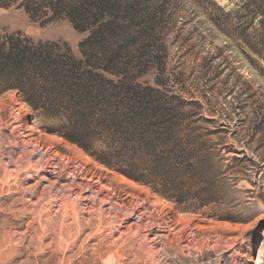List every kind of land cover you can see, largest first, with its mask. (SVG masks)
<instances>
[{
    "label": "rangeland",
    "instance_id": "rangeland-1",
    "mask_svg": "<svg viewBox=\"0 0 264 264\" xmlns=\"http://www.w3.org/2000/svg\"><path fill=\"white\" fill-rule=\"evenodd\" d=\"M151 3L163 23L162 59L137 81L161 82L170 101L201 119L188 134L209 151L222 182L218 203L182 209L118 171L128 170L124 164L116 170L98 160L100 143L85 151L64 136L61 117L7 91L0 95V264H264V0ZM246 4L252 18L242 16ZM49 18L0 9V37L59 44L81 61L88 32Z\"/></svg>",
    "mask_w": 264,
    "mask_h": 264
},
{
    "label": "trees",
    "instance_id": "trees-1",
    "mask_svg": "<svg viewBox=\"0 0 264 264\" xmlns=\"http://www.w3.org/2000/svg\"><path fill=\"white\" fill-rule=\"evenodd\" d=\"M151 2L0 0V9L17 6L31 17L65 18L89 34L81 61L59 44L21 34L0 37V95L14 90L27 96L34 109L64 120L62 133L71 142L91 153L100 143L104 149L93 154L102 163L116 170L124 164L128 170L118 171L128 178L184 210L199 211L218 203L222 185L209 151L198 149L188 134L201 119L183 112L186 103L170 101L161 82L151 87L137 81L162 59L156 35L163 23ZM243 11L252 18L250 5Z\"/></svg>",
    "mask_w": 264,
    "mask_h": 264
},
{
    "label": "bare ground",
    "instance_id": "bare-ground-1",
    "mask_svg": "<svg viewBox=\"0 0 264 264\" xmlns=\"http://www.w3.org/2000/svg\"><path fill=\"white\" fill-rule=\"evenodd\" d=\"M126 179H128V178H126ZM130 182H131L132 184H135V182H134V181H132V180H130Z\"/></svg>",
    "mask_w": 264,
    "mask_h": 264
}]
</instances>
